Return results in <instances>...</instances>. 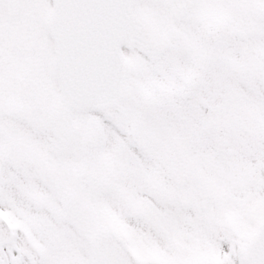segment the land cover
Here are the masks:
<instances>
[{
    "label": "snow or ice",
    "instance_id": "obj_1",
    "mask_svg": "<svg viewBox=\"0 0 264 264\" xmlns=\"http://www.w3.org/2000/svg\"><path fill=\"white\" fill-rule=\"evenodd\" d=\"M0 264H264V0H0Z\"/></svg>",
    "mask_w": 264,
    "mask_h": 264
}]
</instances>
